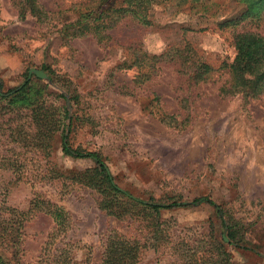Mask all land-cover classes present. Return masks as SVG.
Here are the masks:
<instances>
[{
	"label": "rangeland",
	"instance_id": "374dc122",
	"mask_svg": "<svg viewBox=\"0 0 264 264\" xmlns=\"http://www.w3.org/2000/svg\"><path fill=\"white\" fill-rule=\"evenodd\" d=\"M248 1L148 0L138 15L134 0H0L3 92L31 81L0 99V264H103L112 232L147 245L139 264H264V84L230 90L236 36L264 37V0ZM63 135L135 197H209L223 215L196 204L157 219L104 195Z\"/></svg>",
	"mask_w": 264,
	"mask_h": 264
},
{
	"label": "trees",
	"instance_id": "16d2710c",
	"mask_svg": "<svg viewBox=\"0 0 264 264\" xmlns=\"http://www.w3.org/2000/svg\"><path fill=\"white\" fill-rule=\"evenodd\" d=\"M130 2V0H126ZM257 0H249L248 4L252 7ZM150 2V0H149ZM148 0H134V9L133 13L141 14L143 11L141 10L145 7V4H150ZM254 20L253 15L243 16L240 20L234 23V29H238L245 25L247 22H252ZM88 23V21H86ZM86 23V24H87ZM235 47L237 51V55L230 66V70L234 75L235 84L232 85L231 91L233 92H242L245 89L250 90H260L263 88L264 84V37L258 34H254L251 32H242L239 33L235 38ZM200 72L202 70V74H206L212 69L207 64L200 66ZM31 81H27L24 85L19 88H14L9 90L8 92H3L2 83H0V99L7 100L8 98L18 99L21 95H24L27 90L30 89L29 84ZM69 137L63 135L62 138V148L63 152L75 159H88L95 163L96 170V179L91 184L92 187H97L102 190L104 195H121L123 200H127L126 205L131 203L132 207H141L142 211L149 212L151 214L156 215L157 219L161 214L162 210L178 208V207H188L196 204H207L215 209L218 215H223V210L220 205H218L214 200L209 197H200L194 199L191 203H181V202H173V203H159L154 201H144L139 199L128 191L118 187L109 172V169L102 159V157L97 153H86L81 151H75L69 144ZM99 180L101 185H105L101 187L97 183ZM110 195V196H111ZM102 208L106 210L109 214L114 216L122 217L126 215L130 210L128 206L124 207V211L120 214L116 209H114L111 201H104L102 203ZM58 225H62V221L64 220V215L67 214L62 209H58L55 207L54 210L47 211ZM146 214V213H145ZM225 226V225H224ZM21 229V225L18 226V230ZM233 237H229L230 245L235 244V241H232ZM147 248L145 243H142L138 239L128 238L120 233L112 232L108 238L107 246L104 252V256L102 259L103 264H139L142 259L144 252ZM246 250H250L249 248H244ZM66 254H62L61 258H64L63 262L55 261L53 263L46 264H67L69 261V257L65 256ZM192 264H209L208 262L195 260Z\"/></svg>",
	"mask_w": 264,
	"mask_h": 264
},
{
	"label": "water",
	"instance_id": "95a60500",
	"mask_svg": "<svg viewBox=\"0 0 264 264\" xmlns=\"http://www.w3.org/2000/svg\"><path fill=\"white\" fill-rule=\"evenodd\" d=\"M33 73H34L38 78H40V79H44V80H47V75H46V73H45L44 71H40V70L32 69V70L30 71V76H31Z\"/></svg>",
	"mask_w": 264,
	"mask_h": 264
}]
</instances>
